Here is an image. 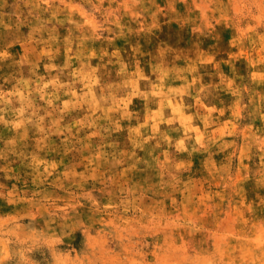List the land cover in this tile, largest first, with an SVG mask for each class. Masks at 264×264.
<instances>
[{"label":"clouds","instance_id":"1","mask_svg":"<svg viewBox=\"0 0 264 264\" xmlns=\"http://www.w3.org/2000/svg\"><path fill=\"white\" fill-rule=\"evenodd\" d=\"M0 264H264V0H0Z\"/></svg>","mask_w":264,"mask_h":264}]
</instances>
